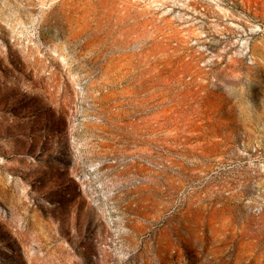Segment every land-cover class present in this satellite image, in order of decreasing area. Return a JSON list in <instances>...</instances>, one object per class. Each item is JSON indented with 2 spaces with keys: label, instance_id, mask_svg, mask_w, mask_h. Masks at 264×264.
I'll list each match as a JSON object with an SVG mask.
<instances>
[{
  "label": "rangeland",
  "instance_id": "obj_1",
  "mask_svg": "<svg viewBox=\"0 0 264 264\" xmlns=\"http://www.w3.org/2000/svg\"><path fill=\"white\" fill-rule=\"evenodd\" d=\"M0 264H264V0H0Z\"/></svg>",
  "mask_w": 264,
  "mask_h": 264
}]
</instances>
